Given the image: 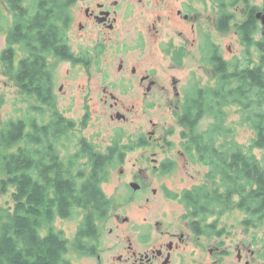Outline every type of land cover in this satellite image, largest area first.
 Segmentation results:
<instances>
[{
    "label": "flooded vegetation",
    "instance_id": "flooded-vegetation-1",
    "mask_svg": "<svg viewBox=\"0 0 264 264\" xmlns=\"http://www.w3.org/2000/svg\"><path fill=\"white\" fill-rule=\"evenodd\" d=\"M251 1L243 0V19L238 21L234 10L239 0H64L66 24L63 31H53L54 42L46 48L45 0H0V136L19 121L25 122L24 134H29L30 121H37L44 141L47 121L54 117L51 112L57 113L56 119L62 116L71 122L70 140L75 145L42 147L40 152H57L59 167L72 158L76 161L78 152L84 151L73 169L75 178L79 169L85 180L95 167L102 166L105 174L98 171L96 176L105 193L104 186L119 170L120 178L130 175L125 206L142 195V204L129 209L138 213V218L126 216L121 221L113 214L112 203L109 216L98 224L94 239L99 238L104 224L113 219L119 222L116 242L111 248L102 247V252L111 251L109 264H193L197 259L202 264L205 260L208 264H257L264 260V243L255 250L252 241L238 243L221 228L222 217L240 211L237 207L223 214L219 210L207 219L195 214L189 201L197 197L193 191L206 178L177 190L186 178L194 179L183 175L185 167L204 165L186 146L190 135L187 123L201 124L206 118L226 121L228 109L242 104L264 106V87L255 86L253 78L255 73L264 82V4L254 8ZM229 34L238 39L242 58L226 56L225 48L235 54L233 43L224 46L217 38ZM37 55L43 62L47 59L52 74L48 105L29 94V63ZM59 66L67 68L59 74ZM175 71L185 75L178 76ZM9 95V110L4 112ZM59 98L68 100L70 107L84 106L85 113L75 116L67 108L69 116L65 117L56 110L61 107ZM206 99H210L208 103L212 100L214 110L203 108ZM96 107L103 108L100 115L110 124L151 116V129L131 134L116 131L107 144L92 135L79 137L78 122L87 124L93 115L98 117V111H93ZM71 148H76L75 153L64 157L63 151ZM9 153L14 152L11 149ZM131 154L135 157L127 161ZM105 175L106 180H100ZM158 198L170 207L173 203L183 205L181 220L165 210L163 214L171 220L155 219L151 209ZM142 213H146L143 218ZM243 225L247 231L253 227ZM94 239L87 242L89 251L78 252L93 255L97 250ZM202 239L214 242L205 247Z\"/></svg>",
    "mask_w": 264,
    "mask_h": 264
},
{
    "label": "trees",
    "instance_id": "trees-1",
    "mask_svg": "<svg viewBox=\"0 0 264 264\" xmlns=\"http://www.w3.org/2000/svg\"><path fill=\"white\" fill-rule=\"evenodd\" d=\"M45 3V45L48 48L54 42L53 31H63L68 11L64 0H45ZM45 61L40 55L30 59L28 87L31 96L48 105L52 74L47 59ZM256 75L253 74L254 85L263 89L264 82ZM18 81L22 84V76ZM208 100L203 108L214 110L212 100L210 103ZM242 105L245 112L254 113L253 118H256L252 121L256 136L248 149L233 141L232 129L223 136V121L212 122L205 131L200 130L199 121L186 124L190 130L186 146L193 149L208 168L206 181L194 189L197 197L189 204L198 217L206 219L219 210L223 214L237 207L245 215L243 224L256 227L264 222V154L262 159L255 154V150L264 151V112L262 106L255 112L254 106ZM51 114L54 117L47 121L44 141L37 121H30L29 134H24L25 122L19 121L0 136V189L9 192L13 201L11 208L0 209V264H73L68 258L69 252L89 251L87 242L97 236L98 224L109 216L112 201L96 176L98 171L105 174L102 166L95 167L83 180L81 169L77 170L76 178L74 170L78 167L77 158L84 157V151L78 152L76 161L72 158L70 164L63 162L59 167L57 152H40L42 147L64 145L63 140L69 138L72 130L70 121L62 116L56 119L57 113ZM11 149L14 153L10 154ZM41 175L42 179L38 180ZM101 179L105 181L106 175ZM76 213L81 215V222L74 241L52 226L44 236L41 234L46 223L53 225L56 219H68Z\"/></svg>",
    "mask_w": 264,
    "mask_h": 264
},
{
    "label": "rangeland",
    "instance_id": "rangeland-1",
    "mask_svg": "<svg viewBox=\"0 0 264 264\" xmlns=\"http://www.w3.org/2000/svg\"><path fill=\"white\" fill-rule=\"evenodd\" d=\"M251 4L254 8H256L257 6L261 7L264 4V0H252ZM244 7H245V4L243 0H239L237 11L234 10V14H236V19L238 21H241L243 19V15L241 14V11L243 10ZM217 39L224 46L225 45L228 46L231 43H233L235 54L231 55L225 48L227 57L232 58V59L235 57L236 58L243 57V54H241L242 49L240 48L241 47L240 43L236 37L233 38L231 34H229L226 36L222 35L220 39L219 38ZM156 61L158 62L159 60L156 59ZM66 68H67L66 66L64 68L62 66H59L57 68V71H59V74H60V72L62 71L64 72ZM185 72H188V71L186 70ZM185 72L181 74L175 71L174 74L178 76H184ZM208 78H209L208 74H206L205 80L207 84L209 83ZM210 79H211L210 84L213 85V82L215 81L213 74L210 77ZM9 99H10V95L7 100V103L4 105L6 106V108L4 109V112L9 110V105H10ZM30 100L33 103L35 102L32 99ZM58 102L62 108L60 107V109H56V110H59L62 113V115H64L65 117L69 116V113H67L69 112L67 111V108H70L73 115L75 116H81L85 113L84 106L70 107L69 105L70 102L68 100H61L60 98ZM253 106H254L253 109L256 112L257 106L255 105ZM95 110L98 111V117H95L93 115L92 120L88 122L87 124L78 122L79 128L77 127L76 133L79 137H82V136L89 137L92 135L95 139H98L102 143L104 140L107 144V143H110L111 138L116 134V131L120 132L122 130V131H125L126 133L131 134V133H135L138 131L142 132L145 129H148V130L151 129V124L149 122V119L151 118V116L147 117V116L139 115L138 116L139 119H136V121L127 122V123L114 122L110 124V122L108 121L109 119H106L104 116L100 115L102 114L101 112L103 111V108H99V107L93 108V111ZM262 111L264 112V106L262 108ZM253 116H254V113L248 114V112H245L243 107H241L240 105L231 107V109H228L226 121L223 120V132H224L223 136L224 137L227 136L226 132L232 129L231 137L233 138V141L239 144L240 146L244 147L245 149H248V147L251 145L252 139L256 136L254 133L253 123H252V121L256 118H253ZM158 118L159 117L154 118L155 121H158ZM207 119L208 118H206L200 124L199 128L201 131H205L207 126L212 124V122H210L211 120L208 119L209 121H207ZM86 125L87 126L90 125L88 131L86 129L87 128ZM70 137H71V131L69 132V138H66L65 140H63L64 145L61 146L62 148L66 149L65 146L74 147L75 142H72L70 140ZM223 140L224 138L222 140L220 139L219 143H221V141ZM75 151H76V148H71L69 150L63 151L62 155L64 157L68 153L73 155ZM255 154L257 155L259 159H262L264 151L258 149V150H255ZM133 157H135V154H131L127 158V161L129 159H132ZM126 168L129 170V167L127 165H126ZM117 169H120V168L118 167ZM207 172H208V168L199 163L195 165L193 164L192 166L189 165V167L187 168L185 167V170H183V175L185 176L193 175L194 179L189 180V177L186 178L187 180L184 183H180L177 185V190H182L184 188H190L194 185L204 182V179H205L204 175L207 174ZM149 173H152V172H149ZM129 181H130V175L127 179L120 178L119 170H115L114 175L112 176V178H110V183L104 186L105 194L113 203V209H114L113 214L119 215L121 218V221H123V219L126 218V216L129 217L130 220L138 218L139 216L136 210H135V213L137 214L135 215L133 214L132 209L130 211L129 209L131 207L142 204L141 198H140L142 195L138 194L132 199L134 201L132 205L130 204L128 205V207L125 206L127 204V201H125L126 198H123V197H125V195L127 194L128 185L126 183H128ZM159 185H161L160 182L157 185H154V188L159 187ZM114 195H117V197H115ZM153 204L155 206L151 209V213L155 219L169 221L171 220V216H172L175 219L181 220V216L185 213V208L183 205L173 203V205H171L172 207H170L168 206V204L165 205L161 198L156 199L153 202ZM10 206H13V201L11 199L10 193L3 192L0 189V209H9L11 208ZM171 208H174V209H171ZM163 210L168 211L170 213L171 216L169 215V219H166L165 215L162 212ZM142 214L140 215L141 218H143V216H146V213H142ZM244 218H245V215L241 211H231L230 213H227L222 217L220 226L221 228H225V230L231 234L230 236L233 237V239H235L236 242L239 243V242H245V241H250V242L252 241L254 243L255 250L258 248H261L260 246L264 242V222L262 224L257 225L256 227H252V229H249L247 231L243 225ZM210 220L212 221V219ZM80 222H81V215L79 213L74 214L69 219L63 220L61 218H58L54 221L53 225L45 222L46 224L41 234L44 236L48 232L47 230L50 229L52 226L56 231H62L65 238L71 241H74ZM118 224L119 222H117L115 219L111 220L109 223L104 224L101 233L98 234L99 238L94 239L93 241V244L97 246V250H95V253L93 255L80 253L78 251L71 250L69 252L68 258L72 261L73 264H109L110 262L109 254L111 256V253H110L111 251H108L109 254L106 251L102 252V247L104 246L103 250H105L106 248H111L113 243L116 242L117 233H118L117 231ZM111 229H114L113 233H111L110 231ZM213 242L214 241H211L209 239H204V240L202 239V243L204 244L205 247H207L209 243H213ZM201 252L202 251L199 252L198 258H200ZM203 253L206 254L205 251H203ZM99 255L101 257L100 259H99ZM208 263H209V260H205L203 264H208ZM256 263L264 264V260H259ZM193 264H202V263L200 260L197 259Z\"/></svg>",
    "mask_w": 264,
    "mask_h": 264
},
{
    "label": "water",
    "instance_id": "water-1",
    "mask_svg": "<svg viewBox=\"0 0 264 264\" xmlns=\"http://www.w3.org/2000/svg\"><path fill=\"white\" fill-rule=\"evenodd\" d=\"M136 187V186H135Z\"/></svg>",
    "mask_w": 264,
    "mask_h": 264
}]
</instances>
